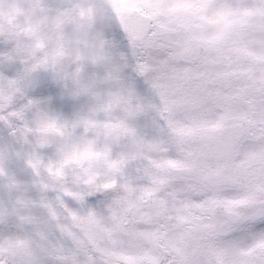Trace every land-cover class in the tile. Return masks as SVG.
<instances>
[{
	"label": "clouds",
	"instance_id": "clouds-1",
	"mask_svg": "<svg viewBox=\"0 0 264 264\" xmlns=\"http://www.w3.org/2000/svg\"><path fill=\"white\" fill-rule=\"evenodd\" d=\"M153 12L149 0H0V264H67L60 249L101 239L87 207L106 212L144 182L155 153L112 126L149 140L159 119L151 83L167 50L149 44L164 19Z\"/></svg>",
	"mask_w": 264,
	"mask_h": 264
},
{
	"label": "snow or ice",
	"instance_id": "snow-or-ice-1",
	"mask_svg": "<svg viewBox=\"0 0 264 264\" xmlns=\"http://www.w3.org/2000/svg\"><path fill=\"white\" fill-rule=\"evenodd\" d=\"M149 3L164 18L149 44L167 50L151 83L162 104L152 105L159 119L149 140L123 122L112 127L155 155L146 157L143 183L124 185L134 198L116 199L106 212L104 202L95 206L100 211L87 207L85 218L101 239L76 240L74 248L60 249L61 258L67 264H264V40L251 38L264 32V0ZM149 70L140 66L141 74ZM15 244L29 247L27 240L8 247Z\"/></svg>",
	"mask_w": 264,
	"mask_h": 264
}]
</instances>
